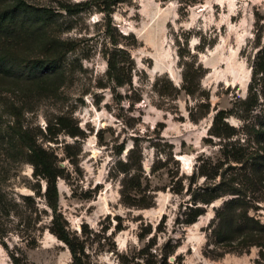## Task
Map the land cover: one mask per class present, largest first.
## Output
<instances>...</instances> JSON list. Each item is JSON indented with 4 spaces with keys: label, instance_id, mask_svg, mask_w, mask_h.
Masks as SVG:
<instances>
[{
    "label": "rangeland",
    "instance_id": "374dc122",
    "mask_svg": "<svg viewBox=\"0 0 264 264\" xmlns=\"http://www.w3.org/2000/svg\"><path fill=\"white\" fill-rule=\"evenodd\" d=\"M22 1L27 7L18 20L27 28L9 36L6 45L0 39V52L9 48L16 56L12 73L0 72V264H12L11 253L25 264H71L67 246L47 228L49 209L35 194L44 182L33 177L15 132L22 126L37 134L58 115L79 134L48 141L38 133L37 143L64 169L57 180L58 207L70 233L87 239L91 260L122 264L124 254L130 264L140 262L139 250L157 229L152 251L167 238L179 243L170 262L179 255L181 264H264V249L243 243L248 226L236 222L235 233L217 237L213 219L224 200L239 196L248 202L247 215L264 222V139L245 126L264 122V74L255 76L256 108L244 115L239 101L247 96L253 69L264 65V0H122L109 16L68 14L60 7L83 0ZM17 2L0 0V9ZM45 7L55 12L47 30L39 19ZM48 33L73 40L77 48L52 75L32 76L31 62L49 49ZM112 40L128 53L133 87L115 86L107 75ZM179 48L192 53L202 75L194 80V95L180 90L167 96L153 82L158 77V86L170 80L180 88ZM135 93L140 100H129ZM218 110L231 112L225 119L234 128L232 137L209 134ZM236 152L245 154L246 164L224 155ZM256 171L263 178L253 188L246 182ZM137 178L140 189L126 193L152 200L151 206L122 202V183ZM222 179L238 193L194 204L200 188ZM191 205L204 212L183 224Z\"/></svg>",
    "mask_w": 264,
    "mask_h": 264
},
{
    "label": "trees",
    "instance_id": "16d2710c",
    "mask_svg": "<svg viewBox=\"0 0 264 264\" xmlns=\"http://www.w3.org/2000/svg\"><path fill=\"white\" fill-rule=\"evenodd\" d=\"M122 0H83L78 1L74 4H61V8L68 14H77L82 11H98L102 12L109 16L113 11L114 6L121 2ZM27 7L26 4L22 0H18L17 3L13 5H9L3 9H0V39L3 37V42L6 45L8 43L9 36L13 34H17L27 28L24 25V21L18 20L19 14L24 11L23 8ZM55 12H53L50 8H42L39 19L43 23L46 30L49 25H51L53 16ZM23 18V17H20ZM106 29L108 30L111 27V19L108 17ZM46 44L47 48L42 57H38L31 62L30 72L32 76L40 75V77H48L52 75L55 71L58 70V65L62 63L67 54L73 52L77 48L76 42L69 39H61L59 36H52L51 34L46 35ZM113 49L109 52L106 62H107V75L114 82L115 86H124L132 85V77H131V61L128 56L127 51L124 48L117 47L116 42L112 40ZM0 72L3 74H11L12 71V63L15 61V55L11 53L9 48L4 49L3 52H0ZM178 54V63L181 66V76H182V85L180 88L174 86L170 80H167L168 84L165 86H158L157 80L158 77L155 78L153 82L154 88L158 89L167 96L176 97L180 90H183L185 93L189 95H194L197 91V85L194 83L196 78L201 77V66H194L195 63L193 59L192 53L189 50H181L180 48L177 51ZM264 74V65L259 68L253 69L252 77L248 84L247 96L240 101V104L243 105V113L244 115H248L251 113L256 106L258 105V100L260 99L258 89L255 84V76L257 74ZM136 95V93H135ZM129 100H140V96L136 95L130 97ZM231 114V112H227L225 110H218L212 119L211 126L209 128V134L216 137H232L235 132L232 125H230L226 121V117ZM247 118V116H244ZM69 119L64 115L55 116L52 120L48 121V123L44 126L43 130L39 129L40 137L48 141L55 140V138L61 134H69L70 136H76L79 134V130L77 126L70 125ZM248 128L256 133L261 139H264V122L262 121L258 124V127L255 125H245ZM17 139L22 147L25 149V159L32 166L33 172L32 175L37 180H43L44 189L37 190L35 194L43 198L46 207L50 212V220L47 225L48 230L53 233L58 239L65 243L67 246L70 255H71V264H97L95 261L91 260L89 253L87 252V239L80 238L76 234L70 233L67 228L64 217L59 210L58 207V188H57V180L59 177L63 176L64 169L61 168L56 163V157L52 152L48 149L42 147L39 143H37V136L34 134L30 128H23L19 126L17 130H15ZM133 153V148L129 150L128 158L124 162V166H129L130 155ZM226 159L229 162L233 161L236 163L246 164L248 158L245 157L244 153L236 154H224ZM255 160V158H254ZM231 165V164H230ZM254 165V162H253ZM140 166V162H139ZM233 168V166H231ZM201 175H206L205 172L200 170ZM249 180L246 182L248 185L255 188L254 184L261 183L263 175L261 172L256 171V173H252ZM246 184V185H247ZM140 178H137L136 182L129 183L123 182L121 189V200L122 202L128 205H135L139 207H148L152 205L151 201L137 200L135 197L129 196L126 192L128 189H140ZM247 185V188H248ZM235 189V188H234ZM231 186L224 182V179L217 182L212 187H203L199 189V192L192 199L194 204L197 202H202L203 204H208L212 200L216 199L219 196L231 194L236 195L238 190H234ZM25 200H31V204L34 205V199L31 195L23 196ZM248 207V202H245L243 199L239 198V196H234L230 199L224 200L220 208H217L215 211V216L213 219L216 221V227L214 232L217 237H223L227 233H235L236 230L234 225L236 222H241L240 225L248 226L249 230H251L244 238V245H259L261 249H264V243L261 241L264 240V222L260 224L253 217L247 215L246 210ZM36 209V208H35ZM46 211V210H45ZM204 212V208L202 206H188L187 211L184 212L185 217L181 221L183 224H191L196 221L197 217ZM264 218V216H263ZM245 223V224H244ZM120 230V228H117ZM255 231V232H252ZM157 229L155 232L148 237V240L144 242L141 249L139 250V258L140 262L135 264H181L180 256H175L173 261H169V256L173 255L176 251V248L179 246L178 242H173L171 238H167L162 246L158 248V250L152 251L153 245L155 244V240L157 237ZM81 233L85 234V229H81ZM151 233V228L145 229L139 233L140 240L144 239ZM263 235V237L261 236ZM261 239V240H260ZM263 255V252H261ZM123 260H121L122 264H130V261L127 259L126 255H121ZM10 260L12 264H25L22 262V259L14 254H10ZM256 264H261L258 261Z\"/></svg>",
    "mask_w": 264,
    "mask_h": 264
},
{
    "label": "water",
    "instance_id": "95a60500",
    "mask_svg": "<svg viewBox=\"0 0 264 264\" xmlns=\"http://www.w3.org/2000/svg\"><path fill=\"white\" fill-rule=\"evenodd\" d=\"M174 259V257H170V260H173Z\"/></svg>",
    "mask_w": 264,
    "mask_h": 264
}]
</instances>
